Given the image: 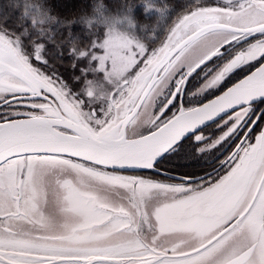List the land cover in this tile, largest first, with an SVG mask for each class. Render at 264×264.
<instances>
[{"label":"snow or ice","instance_id":"6c2138e0","mask_svg":"<svg viewBox=\"0 0 264 264\" xmlns=\"http://www.w3.org/2000/svg\"><path fill=\"white\" fill-rule=\"evenodd\" d=\"M26 7L0 18V264H264V0L154 38L101 16L67 78Z\"/></svg>","mask_w":264,"mask_h":264},{"label":"trees","instance_id":"16d2710c","mask_svg":"<svg viewBox=\"0 0 264 264\" xmlns=\"http://www.w3.org/2000/svg\"><path fill=\"white\" fill-rule=\"evenodd\" d=\"M193 0H0V18L7 17L6 23L15 27L18 18L24 19L27 5H42L50 17L60 18L66 22L97 23L101 16L108 14L129 13L137 27L146 32H154L170 24ZM151 3L155 11L145 9ZM163 9V12L160 10ZM76 23V22H75ZM136 27V28H137ZM83 29V27H80ZM75 27H66L65 31Z\"/></svg>","mask_w":264,"mask_h":264},{"label":"rangeland","instance_id":"374dc122","mask_svg":"<svg viewBox=\"0 0 264 264\" xmlns=\"http://www.w3.org/2000/svg\"><path fill=\"white\" fill-rule=\"evenodd\" d=\"M214 2V0H213ZM128 17L131 20V24L128 23H123V27L120 25H117L116 27L120 31H127L129 27L134 29L138 34L140 35H146L148 37H155L157 35H162L163 32L166 30L168 25L165 26V28L156 30L154 32H146L144 29L142 30L140 27H137L134 24V19L132 18L129 13H111L108 14V18H114L118 21L124 22L125 17ZM32 16H28L26 13L24 14V19H31ZM53 22L51 24H46L43 27L51 33L53 39L52 41L48 42L47 44V50L49 55L52 57L53 62L55 63L56 67L58 70L65 74V77L69 75H80L79 72L73 73L71 65L74 63H77L79 67L83 68L86 65V61H79V60H74L73 57L69 54V49L70 47L75 46L78 50H85L90 43L92 42H101L103 38H105L107 32H108V27L109 25L104 23L103 21L97 22V23H87V22H82V23H77L80 21H75L72 22L71 26H74V30L70 31H65L64 29L66 27H69V22L62 21L60 18L53 17ZM175 20V19H174ZM80 27H83V29H80ZM137 27V28H136ZM33 28L36 31H39V28L37 26H33ZM17 31H20L19 28H16ZM71 33V37H74L75 40L70 43V36L69 34ZM35 35L33 36V39H35ZM61 52V56H57V52ZM97 54H102L97 52ZM78 56V52H77ZM135 71V69L133 70ZM87 79H94L95 76L89 75L86 77Z\"/></svg>","mask_w":264,"mask_h":264}]
</instances>
